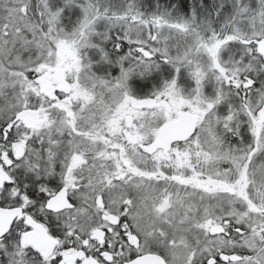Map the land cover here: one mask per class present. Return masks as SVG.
<instances>
[{
  "label": "snow or ice",
  "instance_id": "6c2138e0",
  "mask_svg": "<svg viewBox=\"0 0 264 264\" xmlns=\"http://www.w3.org/2000/svg\"><path fill=\"white\" fill-rule=\"evenodd\" d=\"M0 264H264V0H0Z\"/></svg>",
  "mask_w": 264,
  "mask_h": 264
}]
</instances>
